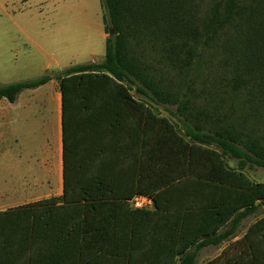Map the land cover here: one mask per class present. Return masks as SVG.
<instances>
[{"label":"trees","instance_id":"trees-1","mask_svg":"<svg viewBox=\"0 0 264 264\" xmlns=\"http://www.w3.org/2000/svg\"><path fill=\"white\" fill-rule=\"evenodd\" d=\"M102 5L103 21L117 32L105 39L104 59L73 64L59 77L61 194L0 211V264H195L200 248L227 239L264 206V179L227 166L223 155L261 166L263 158L237 148L230 134L207 141L189 126L178 133L122 82L135 76L148 84L122 44L128 22L176 21L184 0ZM250 25L244 53L264 74V15ZM56 75L0 83V98L13 101ZM134 195L149 196L153 208H133ZM204 264H264V214Z\"/></svg>","mask_w":264,"mask_h":264},{"label":"rangeland","instance_id":"rangeland-1","mask_svg":"<svg viewBox=\"0 0 264 264\" xmlns=\"http://www.w3.org/2000/svg\"><path fill=\"white\" fill-rule=\"evenodd\" d=\"M105 14L102 0H0V83L38 72L53 59L101 62L104 40L117 35L107 33L112 26L103 21ZM263 15L264 0H184L176 21L146 28L128 22L122 44L148 84L135 76L122 82L178 133L185 135L189 126L207 141L230 134L237 148L264 159V74L243 47L250 24ZM211 21L214 29L207 30ZM223 158L251 179H264V166L246 156L224 151ZM263 214L261 206L239 220L227 239L200 248L195 264L218 255Z\"/></svg>","mask_w":264,"mask_h":264},{"label":"crops","instance_id":"crops-1","mask_svg":"<svg viewBox=\"0 0 264 264\" xmlns=\"http://www.w3.org/2000/svg\"><path fill=\"white\" fill-rule=\"evenodd\" d=\"M72 64L71 60L53 59L38 72L23 75L28 77L20 75L3 82L33 78L47 71L57 74L38 86L20 90L13 101L0 98V211L62 191L59 77Z\"/></svg>","mask_w":264,"mask_h":264},{"label":"built area","instance_id":"built-area-1","mask_svg":"<svg viewBox=\"0 0 264 264\" xmlns=\"http://www.w3.org/2000/svg\"><path fill=\"white\" fill-rule=\"evenodd\" d=\"M129 202L133 208H140V209H152L153 208L152 199L146 195H134L129 200Z\"/></svg>","mask_w":264,"mask_h":264},{"label":"water","instance_id":"water-1","mask_svg":"<svg viewBox=\"0 0 264 264\" xmlns=\"http://www.w3.org/2000/svg\"><path fill=\"white\" fill-rule=\"evenodd\" d=\"M108 34L112 35L113 34V29L111 27L108 28Z\"/></svg>","mask_w":264,"mask_h":264}]
</instances>
